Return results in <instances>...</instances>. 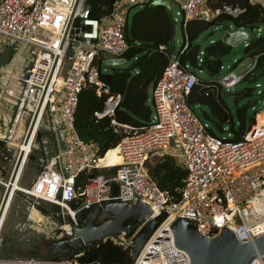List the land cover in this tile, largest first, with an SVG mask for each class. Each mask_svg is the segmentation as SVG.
Here are the masks:
<instances>
[{"label": "built area", "instance_id": "2783aa9c", "mask_svg": "<svg viewBox=\"0 0 264 264\" xmlns=\"http://www.w3.org/2000/svg\"><path fill=\"white\" fill-rule=\"evenodd\" d=\"M150 1L117 0L110 15L95 19L89 0H0V51L14 48L20 52L21 45L30 49L24 73L17 79L16 111L3 142L15 153L16 170L25 167L34 150L43 154L40 171L31 186L15 190L30 204L56 205L64 218L81 226L79 216L84 211L91 213L112 202L131 206L141 201L151 208L147 221L162 214L168 217L153 233L136 264H191L189 255L175 244L171 225L177 219L189 221L209 239L226 229L241 243H253L262 235L253 232L261 218L255 208L249 209L264 192V109L260 122L239 141H232L230 132L227 137L210 132V125L187 103L202 78L189 64H182L178 54H184L189 47L187 28L191 22H212L221 14L237 18L245 10L230 5L215 9L212 3L216 0H169L171 5L179 4L173 20L180 23L184 42L170 57L152 91L153 119L148 126H121V131L116 130L125 136L117 147L122 162L112 167L100 165L98 146L83 141L75 129L79 98L86 88L94 87L99 96H109L104 111L96 113V117L115 115L122 97L111 95L109 86L101 81L100 64L124 59L129 49L125 37L128 13ZM250 2L262 10L263 24L258 29L264 27V0ZM230 30L237 31L233 26ZM247 46L248 43L244 47ZM197 61L198 66L203 64V51ZM231 68L221 67L222 74L212 89L230 93L253 71L237 75ZM6 87L5 94L12 96V88L9 84ZM44 133L53 139L51 150L44 143ZM165 155L187 172L178 202L161 192L149 175L152 158ZM110 168L117 169L115 176H101L78 193L80 174ZM16 177L17 172L9 185L11 190ZM113 185L119 189L117 196L111 195ZM86 192L84 205L73 209L76 196ZM58 230L66 236L72 234L63 224ZM134 236L123 234L111 240L132 252ZM3 264L64 263L30 259Z\"/></svg>", "mask_w": 264, "mask_h": 264}, {"label": "trees", "instance_id": "16d2710c", "mask_svg": "<svg viewBox=\"0 0 264 264\" xmlns=\"http://www.w3.org/2000/svg\"><path fill=\"white\" fill-rule=\"evenodd\" d=\"M152 1L137 6L140 10L132 17H130V12L127 16L125 37L129 49L123 58L134 64V68L107 67L105 72L101 68L100 79L109 86L111 95L122 97L119 107L115 110V115L102 119L96 117V113L104 111L109 96H99L94 87L86 88L79 98L75 129L83 141L98 146L99 157L102 159L112 160L114 155L118 154L117 147L125 138L123 133L116 132V130H122L121 126L140 128L151 123L152 91L169 64L170 56L175 51L176 24L172 13L164 7L152 6ZM116 2L117 0H89L92 18L100 19L110 15ZM225 5L239 7L245 12L237 18L221 14L212 22H191L187 28L189 47L184 54L179 53L178 56L182 64H189L193 70L198 69L205 74L201 84L196 86L188 96V105L196 113V109H200L199 117L220 132L223 131L225 125H228L229 132L233 135L232 141H239L255 125V118L248 120L246 116L250 107L246 105L237 109L239 120L237 125L225 102L224 94L227 92L221 88L218 90L211 88L215 80L221 76V67L225 65L224 59L230 54L232 48L218 41L202 50L197 41L203 34L212 30L214 32L215 29H221L227 25L237 30L258 28L263 24V12L259 6H253L250 0H216L212 3L215 9H222ZM244 49L246 57L256 59L255 69L245 77L244 81H251L255 72L264 75V37H254ZM201 51L204 52V62L198 66L197 57ZM237 66L238 64H235L231 69L235 70ZM249 97H252V89H245L237 94L235 102ZM113 121L117 125H113ZM213 127L210 132L217 135ZM116 172V168L84 172L77 178L76 189L79 190L78 193H81L93 180L101 176L113 177ZM149 175L161 192L173 202L179 201L180 190L183 188L187 172L177 165L174 158L167 155L159 158L150 168ZM118 193V187L113 185L111 195L117 196ZM82 200L83 198L79 202ZM47 206L51 207L50 204ZM76 207L77 205L72 204V208ZM41 208L40 210L45 214L49 213ZM89 213L84 211L79 216L81 226L84 225ZM72 259L79 264H131L132 262L131 251L115 245L111 239L102 241L91 249H84L80 257L75 259L72 256ZM49 261L61 262L63 260L52 258Z\"/></svg>", "mask_w": 264, "mask_h": 264}, {"label": "water", "instance_id": "95a60500", "mask_svg": "<svg viewBox=\"0 0 264 264\" xmlns=\"http://www.w3.org/2000/svg\"><path fill=\"white\" fill-rule=\"evenodd\" d=\"M152 6L164 7L171 11L169 0H153ZM222 43L232 49L245 46L254 36L264 33V27L253 30L231 31L230 26L215 29L214 33H222ZM183 39H181V44ZM125 59H112L105 61V66L119 67L125 65ZM134 65L130 66L133 69ZM264 101V94H263ZM264 106L260 111H263ZM50 213L59 224L69 226L72 230L70 236L57 240L51 246L57 257H72L82 254L84 249H91L98 243L107 239L118 240L119 236L135 235L131 252V264H136L142 250L153 233L167 219V214L147 221L151 216V208L139 201L135 205L112 202L104 207L95 208L89 213L84 226L74 224L71 218H64L58 206L50 207ZM109 214L111 218L102 223L98 219L102 214ZM175 244L186 252L191 264H253L258 257L264 256V234L253 243H241L229 230H224L216 238L201 236L193 224L187 220L177 219L171 225Z\"/></svg>", "mask_w": 264, "mask_h": 264}, {"label": "rangeland", "instance_id": "374dc122", "mask_svg": "<svg viewBox=\"0 0 264 264\" xmlns=\"http://www.w3.org/2000/svg\"><path fill=\"white\" fill-rule=\"evenodd\" d=\"M179 4L171 5V13L173 16L179 12ZM140 10V7H135L130 11V17H132L137 11ZM182 27L179 24H176V33L174 39V46L177 47V51L181 48V39H182ZM223 37L222 33H214L213 30L203 34L197 41V44L201 46L202 50L211 46V42L221 41ZM257 37V36H254ZM264 37V33L262 35ZM19 48L22 50L17 52L14 48H6L0 51V67H4L6 69H13V67L19 66V68H25L26 63L30 58V49L21 45ZM244 46L239 48L232 49L230 54L225 57L224 63L225 67H232L235 64H238V67L233 70L237 75L243 74L246 71H249L256 66V59L246 57L244 53ZM19 54V55H18ZM18 55V56H17ZM129 65L122 66V68H127ZM196 73L200 75L201 78H205V74L201 73L198 69L194 70ZM249 80H245L240 83L234 90L230 93L224 94L225 102L228 108L232 112V116L234 118L235 123L238 125V117H237V109L242 108L248 105L250 108L247 110V119L251 120L253 117L255 118V125L260 120L261 108L263 107V94H264V75L259 72H255L254 76ZM259 85L260 87H257ZM245 89H252V97L244 98L239 100L237 103L235 102L237 94L241 93ZM261 93V94H260ZM11 116L15 113V107H12ZM213 127V126H212ZM8 128H4V133H7ZM216 134L220 137H227L229 135V130L227 128L223 129L220 132L217 128L213 127ZM232 134V133H231ZM233 137V135H232ZM43 140L48 150H51V138L47 133L43 134ZM12 157H14V162ZM158 156L152 158L151 162L148 164L150 168L155 164V161L158 159ZM43 154L39 152L38 149L33 151V154L29 158L27 162V167L25 174L23 175L22 181L26 180L27 184L31 183L33 177H36L40 171ZM16 162L15 153L9 151L6 159L4 160V166L0 163V167L4 170L3 176H8L10 169H14ZM106 164L109 167L116 166L119 164L118 154L116 153L112 160L106 159ZM12 166V167H11ZM103 170V169H100ZM21 181L19 184L20 187H24ZM30 187V186H29ZM89 187V186H88ZM19 193V192H18ZM20 194V193H19ZM79 205L83 202L78 200ZM48 211L50 213V207H48ZM28 215L24 213H16V209L4 220L3 227L0 232V256L6 258V261H27L30 259H35L38 262H51L52 258L62 259L60 263L68 264L73 261L72 257H57L54 254L51 246L54 242L59 239L66 237L61 231L58 230L61 224L57 222L55 217L50 213V226L46 225V232L49 233V236L42 235L39 233L41 230L40 225L34 223L31 227H26ZM111 218V216H104L101 221L105 219ZM39 231V232H38ZM75 258V257H74ZM76 259V258H75ZM260 261V260H259ZM79 264V263H78ZM256 264H264V258L261 262Z\"/></svg>", "mask_w": 264, "mask_h": 264}, {"label": "crops", "instance_id": "0c3cea01", "mask_svg": "<svg viewBox=\"0 0 264 264\" xmlns=\"http://www.w3.org/2000/svg\"><path fill=\"white\" fill-rule=\"evenodd\" d=\"M172 17H173V15H172ZM182 39H183V35H182ZM183 42H184V39H183ZM212 42H214V41H212ZM176 52H177V47L175 48V51L172 55H175ZM100 65H101L102 70L105 72L107 70L106 68L108 66H105V64H103V63ZM125 65H129V67L122 68V66H119L116 68L130 69V66L134 65V64L127 62ZM125 65H123V66H125ZM200 72L202 73V71H200ZM23 73H24V68H19V66L13 67V69H6L4 67L3 68L0 67V163H2L3 167H5L4 166V160L6 159L8 152L11 151L14 153V151L9 149L6 146V144L3 142L4 136H5L4 128L5 127L7 128V126H9V124L11 123L12 117L14 116V115L11 116L12 115L10 112L11 108L15 107V111H16V103H17V100L19 97V88H18L17 79ZM8 84L10 85V88H12V90H13L12 96H10V97H9V95L5 94V88H7L6 86ZM151 97H152V95H151ZM6 103H7V107H6ZM151 103H152V101H151ZM196 111H197V114L198 113L200 114V109H196ZM230 112H231V110H230ZM231 115H232V112H231ZM152 119H153V115H152ZM203 121L206 123L205 120H203ZM208 124L210 125V123H208ZM123 126H126V125H123ZM225 128H227L229 130L228 125L227 126L225 125L223 127V129H225ZM211 129H212V127L210 125V130ZM53 143H54L53 139L51 138V148L54 147ZM12 159L14 162V157H12ZM26 167H27V164L25 165V167H23L22 174L19 177L18 186H19V184H21L23 175L25 174V171H26ZM16 172H17L16 162H15L14 169L13 170L10 169V172H9L8 176H6V178H5V176H3L4 170L0 167V181L4 183L3 185L0 184V216L4 212V209H5L4 207H6V205L8 204L9 197H11L12 190H11V186H9V185L13 183L14 178L16 176ZM34 179H35V177L32 178L30 184H27L28 182H26V180H23L22 183L24 182L23 185H25V186L24 187L19 186V187L21 189L28 188L29 186H31ZM19 193L17 191H14L13 198H12L11 202L9 200V208L7 211V215L16 209V213H18V214L24 213L25 215H28L27 222L25 224H26V227H31L32 224L37 223V222L31 220L32 211H37L44 219L41 223H37L38 225H40V229H41V230H39L40 232L39 231L38 232L44 236L46 235V237L49 236V233L46 232V225H48V227L50 226V219H49L50 213L45 214L44 212H42L40 210V208L42 207L45 211L49 212L47 204L42 203L41 205H39L40 208H38L39 206L36 207V206L30 204L26 200V198L23 196V194H21V193L19 194ZM83 199H85V198H83ZM6 260H7L6 258H3L2 256H0V264H3V262H6Z\"/></svg>", "mask_w": 264, "mask_h": 264}, {"label": "bare ground", "instance_id": "6f19581e", "mask_svg": "<svg viewBox=\"0 0 264 264\" xmlns=\"http://www.w3.org/2000/svg\"><path fill=\"white\" fill-rule=\"evenodd\" d=\"M260 119H261V117H260ZM259 122H260V120H259ZM259 122H258V123H259ZM175 144H177L176 141H175ZM117 152H118V158H119V164H120V163L122 162V159H121V157L119 156V148L117 149ZM105 161H106V159H102V158H101V159H100V165H104V166H106V167H109V166L106 164ZM22 171H23V165L17 168L16 183L14 184V188H13V190H12L11 197H9L10 202H11V200H12V198H13V193H14V191L17 190V188H19V186H18V181H19V177H20V175L22 174ZM87 196H88V193H87V192H86V193H83V194H80V195H78V196H76V199H75V201H74L73 204L77 205V207H76V208H73V209H79V208H81V207L84 205V203H85V201H86V199H87ZM81 198H85V199H83V200H82L83 203H82L81 205H79V204H78V200H80ZM9 200H8V204L6 205V207H4V208H5V209H4V212H3V213L1 214V216H0V232H1V229H2L3 224H4V220H5L6 216H7V211H8V208H9ZM254 208H255V209H254ZM253 209H254L255 211L257 210V213L259 214V216H260V218H261V220H259L258 222H256V223L254 224V226H253V232H254L256 235L264 234V192H263L261 195H259L258 197H256V199L254 200V202H253L252 206L250 207L249 211H250V210H253ZM105 215L110 217L109 214H106V213L102 214V215L99 217V219H98V223H99V224L102 223V222H104L105 220L108 219V218H107V219L101 221V219H102ZM31 220H33V221H35V222H37V223H41L44 219H43V217H42L37 211H32ZM65 230H66V231H70L71 229H70L69 226H65ZM263 258H264V256L258 257V258L255 260V262H254L253 264H256V263L261 262ZM259 260H260V261H259Z\"/></svg>", "mask_w": 264, "mask_h": 264}]
</instances>
